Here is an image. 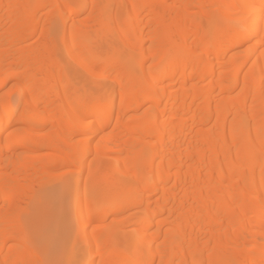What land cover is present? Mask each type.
<instances>
[{"label":"bare ground","instance_id":"1","mask_svg":"<svg viewBox=\"0 0 264 264\" xmlns=\"http://www.w3.org/2000/svg\"><path fill=\"white\" fill-rule=\"evenodd\" d=\"M0 264H264V0H0Z\"/></svg>","mask_w":264,"mask_h":264},{"label":"rangeland","instance_id":"2","mask_svg":"<svg viewBox=\"0 0 264 264\" xmlns=\"http://www.w3.org/2000/svg\"><path fill=\"white\" fill-rule=\"evenodd\" d=\"M98 46H99V50L104 49L106 47V45L104 46V44H103V47H102V44H98ZM66 57H67L66 54L62 53V58L67 59ZM74 71L81 73L80 69L78 67H76L74 69ZM51 222L48 223L51 225V227H49L50 225L48 226L49 229L47 228L49 230L48 233H47V231H44L45 234H47L50 237V238L49 237L48 238L50 240H52V242L50 241V245H51V243L53 244V245H51L52 246L51 249L49 248L50 249L49 254L51 256L66 255L68 253V246H69L70 242H72L74 239V237H72L73 235H71V234H73L71 232V230L72 231L74 230L73 228H74L75 222L73 221L70 209L66 208L61 214H59V216H57V219L53 220L52 224H51ZM45 225H47V223ZM54 227L56 230L54 229ZM47 229H45V230H47ZM54 232H56V233H54ZM70 232H71V234H70Z\"/></svg>","mask_w":264,"mask_h":264}]
</instances>
